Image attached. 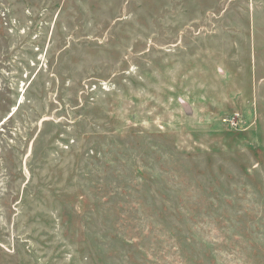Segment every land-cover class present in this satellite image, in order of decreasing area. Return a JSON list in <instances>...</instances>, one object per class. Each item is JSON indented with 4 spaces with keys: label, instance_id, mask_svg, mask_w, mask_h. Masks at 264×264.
Instances as JSON below:
<instances>
[{
    "label": "rangeland",
    "instance_id": "1",
    "mask_svg": "<svg viewBox=\"0 0 264 264\" xmlns=\"http://www.w3.org/2000/svg\"><path fill=\"white\" fill-rule=\"evenodd\" d=\"M0 264H264V0H0Z\"/></svg>",
    "mask_w": 264,
    "mask_h": 264
},
{
    "label": "built area",
    "instance_id": "2",
    "mask_svg": "<svg viewBox=\"0 0 264 264\" xmlns=\"http://www.w3.org/2000/svg\"><path fill=\"white\" fill-rule=\"evenodd\" d=\"M239 117L240 116L238 114H235L233 116H229L227 118H224L222 122L226 126L232 128V129H236L239 125Z\"/></svg>",
    "mask_w": 264,
    "mask_h": 264
},
{
    "label": "trees",
    "instance_id": "3",
    "mask_svg": "<svg viewBox=\"0 0 264 264\" xmlns=\"http://www.w3.org/2000/svg\"><path fill=\"white\" fill-rule=\"evenodd\" d=\"M30 86V85H29ZM20 104V103H19ZM19 110V109H18ZM13 117V114L10 115V117H8V120L11 119ZM7 120V121H8Z\"/></svg>",
    "mask_w": 264,
    "mask_h": 264
}]
</instances>
